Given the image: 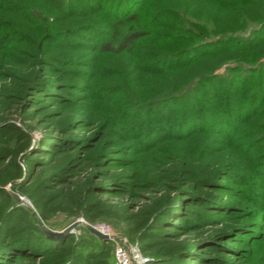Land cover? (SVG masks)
Here are the masks:
<instances>
[{
    "label": "rangeland",
    "instance_id": "obj_1",
    "mask_svg": "<svg viewBox=\"0 0 264 264\" xmlns=\"http://www.w3.org/2000/svg\"><path fill=\"white\" fill-rule=\"evenodd\" d=\"M116 244L264 264V0H0V264Z\"/></svg>",
    "mask_w": 264,
    "mask_h": 264
},
{
    "label": "built area",
    "instance_id": "obj_2",
    "mask_svg": "<svg viewBox=\"0 0 264 264\" xmlns=\"http://www.w3.org/2000/svg\"><path fill=\"white\" fill-rule=\"evenodd\" d=\"M100 233L105 235L110 242H114L108 235L107 228H100ZM115 244V242H114ZM114 264H144L145 258L141 255L137 247L129 244L115 245L113 251Z\"/></svg>",
    "mask_w": 264,
    "mask_h": 264
},
{
    "label": "trees",
    "instance_id": "obj_3",
    "mask_svg": "<svg viewBox=\"0 0 264 264\" xmlns=\"http://www.w3.org/2000/svg\"><path fill=\"white\" fill-rule=\"evenodd\" d=\"M130 18H132L133 20H135V19L137 18V15H132ZM118 23H120V22H117L116 24H118ZM119 25H121V24H119ZM119 25L114 26L115 30L119 27ZM116 36H117V35H116ZM116 36H114L113 38L115 39ZM140 36H142V33H140V32H129V33L125 34V35L122 37V39L120 40V42H119V49H120L119 51H122L124 48L133 45V44L135 43V41L138 40V39L140 38ZM261 42H262V41H261ZM261 42H258L257 45L261 44ZM111 46H112V40L108 41V42L105 43V44H102V46H101L102 51H101V52H104V53L113 52ZM245 46H246V47H243V48H239V47H238V48H236V49H237V51H238L239 49H242V51H244L245 49H250V48H252V46H254V43H252V44H250V45H245ZM238 85H242V81L239 82ZM167 97H168V95H166L165 97H163V99H164V98H167ZM51 161H52V160L50 159V160L47 162V165H46V166L51 165V164H52ZM56 177H57V175H54V174H53V175H51L49 178H54V179H55ZM139 248H140V247H139ZM140 253H141V255H143V254L145 253V251H142L141 248H140ZM175 254H176V253H175ZM155 258H156V257H151L152 260H155ZM156 260H157V259H156ZM55 262H61V260H56ZM112 262L114 263V259H112ZM155 263H157V261H153L152 263H148V264H155Z\"/></svg>",
    "mask_w": 264,
    "mask_h": 264
},
{
    "label": "water",
    "instance_id": "obj_4",
    "mask_svg": "<svg viewBox=\"0 0 264 264\" xmlns=\"http://www.w3.org/2000/svg\"><path fill=\"white\" fill-rule=\"evenodd\" d=\"M28 210L33 214V216L36 218L38 225L42 231V233L50 240H58L64 236L69 235L70 233V228H74L75 226H77L78 223H74L73 225H71L69 228H67L66 230H64L63 232L59 233V234H55L52 232H49L47 230H45V228L43 227L41 221L39 220V218L36 216L34 210L28 206ZM87 229L93 233L97 238L107 241V237L105 235H103L102 233H100L99 231H97L95 228L87 226Z\"/></svg>",
    "mask_w": 264,
    "mask_h": 264
}]
</instances>
